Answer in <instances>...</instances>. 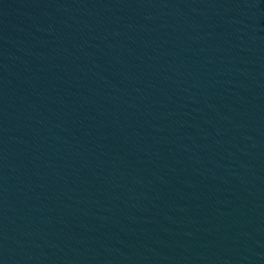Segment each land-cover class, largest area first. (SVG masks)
I'll return each mask as SVG.
<instances>
[{"label": "water", "instance_id": "water-1", "mask_svg": "<svg viewBox=\"0 0 264 264\" xmlns=\"http://www.w3.org/2000/svg\"><path fill=\"white\" fill-rule=\"evenodd\" d=\"M0 264H264V0H0Z\"/></svg>", "mask_w": 264, "mask_h": 264}]
</instances>
